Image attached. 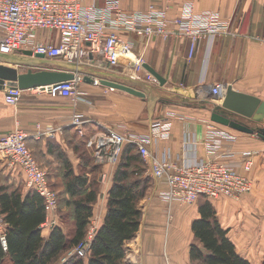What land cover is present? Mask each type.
<instances>
[{
    "label": "crops",
    "instance_id": "1",
    "mask_svg": "<svg viewBox=\"0 0 264 264\" xmlns=\"http://www.w3.org/2000/svg\"><path fill=\"white\" fill-rule=\"evenodd\" d=\"M190 1L196 14L213 12L222 22L230 24V35L217 38L211 47L207 40H199L192 57L190 41L182 36H174L168 41L158 37L147 41L136 36H123L133 43L135 56L142 58L166 81L163 87L158 82L147 83L144 80L149 74L146 70L139 74L142 80L135 81L133 72L123 66L113 68L103 60L90 59L82 67L80 73L83 76L125 83L144 93L146 98L84 82L80 85V98L76 104L67 99L25 92L17 106H10L5 102L6 91H0V137L16 129L27 134L28 148L48 173L52 185L57 181L55 173L59 165L55 156L48 153L50 142L61 147L78 174L81 160L74 150L76 143L86 149L89 138L108 131L146 136L155 122L166 117L172 123L171 138L150 148L153 157L162 159L169 154L175 167L212 159L206 150V135L211 126L209 122L213 123L212 110L222 106L227 88L232 87L234 92L264 103V0H120L119 7L126 12L166 9L170 18H177ZM97 3L102 6L104 1L97 0ZM51 35L41 34L40 40L47 42ZM53 39L56 45L59 44L56 33ZM46 70L61 69L49 66ZM127 79L130 81L126 82ZM216 86H223L218 97L212 94ZM74 115H81L88 121L84 137H79L70 126ZM213 125L235 136V141L223 142L218 156L231 157L220 159V162L244 175L246 156L253 157L254 166L247 175L254 182V190L239 200L223 197L211 203L237 252L251 264H264V139L256 133L248 135ZM249 126L258 127L255 124ZM51 128L56 130L55 136L47 138L44 133ZM117 167L100 166V196L91 220L98 230L104 223L108 192ZM0 179V186L20 191L23 199L33 192L26 186L24 173L5 161H0ZM151 180L148 193L139 204L142 211L139 232L127 245L138 248L137 254L130 255L129 263L190 264L191 225L200 217L199 202L193 206L170 205L160 197L167 191L165 180ZM44 227L45 224L40 230L47 239L51 229ZM125 263L128 264L127 259ZM6 264L11 263L7 261Z\"/></svg>",
    "mask_w": 264,
    "mask_h": 264
},
{
    "label": "built area",
    "instance_id": "2",
    "mask_svg": "<svg viewBox=\"0 0 264 264\" xmlns=\"http://www.w3.org/2000/svg\"><path fill=\"white\" fill-rule=\"evenodd\" d=\"M103 1L100 6L97 0H0V54L15 56L28 52L32 57L42 56L44 60L77 67L97 58L113 68L123 66L131 70L135 81H141L139 74L145 71L144 60L135 56L133 43L126 41L124 35L147 41L155 37L168 41L174 36H182L190 41V57L199 40H207L211 47L217 38L230 35V24L222 22L213 12L196 14L192 1L184 5L177 18H170L166 9L126 12L119 7L120 0ZM45 33L52 34L47 42L40 40V35ZM54 33L59 37L57 45L53 41ZM74 75L73 81L49 87L6 90L5 102L17 106L23 94L31 92L76 104L80 98V85L86 77L80 72ZM92 80L93 85L101 86L99 79ZM144 80L157 83L149 74ZM222 89L223 86L214 87L213 96L218 97ZM87 123L81 115H74L70 126L79 137H84ZM209 123L205 146L213 158L192 166L175 167L169 154L158 159L150 152L153 145L170 140L172 123L169 117L155 122L146 136L116 131L97 134L88 139L86 150L97 166L118 165L125 146L134 145L147 167L148 176L155 181L165 180L167 191L160 197L170 205L193 206L200 199L211 202L223 197L239 200L254 190V182L247 175L254 166L253 157L246 156L244 175L220 162V159L231 157L218 156L223 142H233L235 136ZM55 133L56 130L51 128L44 135L52 138ZM27 139L28 135L19 129L0 137V161L24 173L27 188L44 201L47 213L44 229H51L58 226V194L50 186L48 173L28 148ZM7 232L8 225L0 208V244L5 251ZM97 232L98 228L91 224L86 238L62 263L72 257L87 258Z\"/></svg>",
    "mask_w": 264,
    "mask_h": 264
},
{
    "label": "trees",
    "instance_id": "3",
    "mask_svg": "<svg viewBox=\"0 0 264 264\" xmlns=\"http://www.w3.org/2000/svg\"><path fill=\"white\" fill-rule=\"evenodd\" d=\"M74 150L81 160L78 174L61 147L48 144V153L55 156L59 165L56 183H49L59 193L58 212L65 210L60 219L67 216L71 223L66 231L56 226L45 239L40 230L47 215L43 199L35 192L23 199L20 191L0 186L1 215L8 225L7 251L0 244V264H126V245L134 240L142 221L139 204L152 183L147 167L136 147L126 145L108 192L104 223L87 258L72 257L62 263L86 238L100 196V167L94 165L80 143ZM199 202L200 217L191 225L190 264H251L237 252L212 203L205 199Z\"/></svg>",
    "mask_w": 264,
    "mask_h": 264
},
{
    "label": "water",
    "instance_id": "4",
    "mask_svg": "<svg viewBox=\"0 0 264 264\" xmlns=\"http://www.w3.org/2000/svg\"><path fill=\"white\" fill-rule=\"evenodd\" d=\"M49 66H56L61 70H46ZM143 67L161 87L166 84V81L148 65L144 64ZM19 68H29V70L23 74L20 73ZM82 70V67L44 60L42 56L32 57L28 52L15 56L0 54V91L10 89L28 91L66 83L73 81L74 74L82 72ZM84 80L89 84L93 83L91 78L86 77ZM129 81L127 79L126 82ZM100 84L103 87L121 91L140 99L146 98L144 93L125 83L120 84L102 79ZM211 121L243 134L253 135L256 133L264 139V127H261L264 126V103L256 98L236 93L232 87L227 88L222 106H215L212 110ZM249 124H255L258 127L251 128Z\"/></svg>",
    "mask_w": 264,
    "mask_h": 264
},
{
    "label": "rangeland",
    "instance_id": "5",
    "mask_svg": "<svg viewBox=\"0 0 264 264\" xmlns=\"http://www.w3.org/2000/svg\"><path fill=\"white\" fill-rule=\"evenodd\" d=\"M20 70V73H23V74H25V72H26V69H19ZM82 149V148H81ZM82 150H84V152H87L86 151V149L85 148H83ZM90 156V155H89ZM90 158H91V160H92V162L94 163V165H96L95 164V162H94V160L92 159V157L90 156ZM97 166V165H96ZM100 167V166H99ZM102 167V166H101ZM59 194V193H58ZM200 203V202H199ZM199 203H198V205H199ZM65 213V210H63L62 212H58V226H61L62 228H64V230L66 231L67 229H70V227H71V223L69 222V220L67 219V216H66V219L65 220H61L60 218H61V216H62V214H64ZM127 245H128V243H127ZM126 245V249H127V256H126V259H127V261H128V264H131V263H129V261H131V259H132V257H130V255H133V253H135V254H137L138 253V248H136V247H131V246H127ZM133 250H134V252H133ZM129 258V259H128ZM133 263V262H132Z\"/></svg>",
    "mask_w": 264,
    "mask_h": 264
},
{
    "label": "bare ground",
    "instance_id": "6",
    "mask_svg": "<svg viewBox=\"0 0 264 264\" xmlns=\"http://www.w3.org/2000/svg\"><path fill=\"white\" fill-rule=\"evenodd\" d=\"M87 78H89V77H87ZM134 261V260H133ZM135 264V263H134Z\"/></svg>",
    "mask_w": 264,
    "mask_h": 264
}]
</instances>
